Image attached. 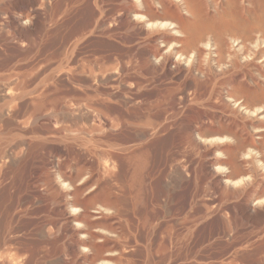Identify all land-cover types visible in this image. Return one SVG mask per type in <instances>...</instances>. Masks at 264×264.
<instances>
[{
  "label": "rangeland",
  "instance_id": "rangeland-1",
  "mask_svg": "<svg viewBox=\"0 0 264 264\" xmlns=\"http://www.w3.org/2000/svg\"><path fill=\"white\" fill-rule=\"evenodd\" d=\"M144 1L0 0V264H264V100L229 95L264 86V31L223 57L180 23L264 0ZM231 113L239 173L201 128Z\"/></svg>",
  "mask_w": 264,
  "mask_h": 264
},
{
  "label": "bare ground",
  "instance_id": "bare-ground-1",
  "mask_svg": "<svg viewBox=\"0 0 264 264\" xmlns=\"http://www.w3.org/2000/svg\"><path fill=\"white\" fill-rule=\"evenodd\" d=\"M144 2H145L146 13L149 16H151V17L153 16L154 17V16H157L159 14V12H160L159 9L157 7H155V6H153V4L150 1L145 0ZM162 7H163L162 8V12L168 14V16L169 15H171V16L176 15L175 7L170 6L168 3H163ZM240 12L242 13V11H240ZM206 15H207L206 21H201L197 17H196L197 19H194V20H191V19L185 20L182 17H180L181 22H180V20L177 19L181 23L182 30L186 31L189 34V36L186 37L185 40L182 42V43H184V42L187 43L186 47H187V45H192V46L197 47L198 42L201 41L208 33H213V36L216 35L217 39L219 40L218 48H219V51H220V53L222 55V53H226L227 52V50H225L226 48H225V46H224V44L222 42V40H224L222 35L225 32L234 31V30L237 31V32L240 31L241 33L245 34L244 41H247V40H251L252 38H254L253 34H254L255 31H256V34L258 33L257 32L258 30L264 31V15L263 16L262 15H257L253 20L249 19V18H241L240 19L241 16L239 17V19L237 18L238 19L237 20L234 17L236 19V21H231V20L227 19L225 17V14H220L219 17L217 15L211 16V14H209V13L206 14ZM165 16H167V15H165ZM237 17H238V15H237ZM232 33H234V32H232ZM238 34H240V33H238ZM214 39H216V38H213V40ZM244 41H243V43H245ZM197 51L199 52L200 50H197ZM224 51H226V52H224ZM228 53L229 52H227L226 55H228ZM229 56L232 58L233 67L234 68H238L239 69L241 66L244 65V64L240 63V53H239V51H233L231 53V55H229ZM218 58H220V57H218ZM229 79H230V77H229ZM230 85H232V87H229V88H231L232 90H230V94L229 95L230 96L233 95L236 98H238V95H240V94L244 95L246 97L245 101H247V104L252 99L255 100V102H256V100H259V101H263L264 100V86L254 87V86L246 83L245 81H243V80H241L239 78L236 79V80H233L232 84H230ZM240 100L238 98L236 102L241 103ZM233 112H234L235 115H237V110H234ZM81 114H79V115L83 116ZM231 114L233 115V113H231ZM235 115H233V117L231 118L230 121H228V120L223 121L222 119L221 120H215V121H212L211 124H209V125H206V124L203 125L202 124L201 128H202V130H205L206 132L210 131V133L212 132V133H219V134H231L233 136L234 141H235L234 145L233 144L229 145V148H228L227 152H228V156H229L228 158L230 160H232V163H233L232 164L233 171L239 173L245 168V166L243 165L244 162L242 163V162H238V161L234 160L237 157L236 153H237L238 149L243 147L246 143H250V144L251 143H255V139L253 138L252 135H248V136L244 135V132L240 130V126H241L240 119L238 120V118H236ZM241 129H243V126H242ZM223 138H225V137H223ZM260 145H261V147L264 146V134L262 135V140L260 141ZM141 169H142V164L139 163L138 167H136V171L137 170H141ZM140 172H142V171H140ZM136 174H140V173L136 172ZM138 176L139 175H137V177H135V178H138ZM141 176H142V174H141ZM140 178L141 177L139 176L138 179H140ZM138 181H140V180H138ZM262 188L264 189V185L262 186ZM256 219H259V218L256 217ZM261 221H263V219Z\"/></svg>",
  "mask_w": 264,
  "mask_h": 264
}]
</instances>
